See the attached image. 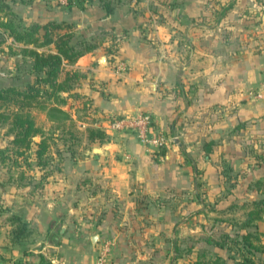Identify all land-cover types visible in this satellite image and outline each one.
I'll use <instances>...</instances> for the list:
<instances>
[{
  "label": "crops",
  "instance_id": "crops-1",
  "mask_svg": "<svg viewBox=\"0 0 264 264\" xmlns=\"http://www.w3.org/2000/svg\"><path fill=\"white\" fill-rule=\"evenodd\" d=\"M7 2L21 25L66 22L76 31L96 26L108 35L63 65L59 81L67 72L82 77L62 94L70 119L55 130L49 164L25 169L0 163V264H48L50 249L59 247L50 233L61 220L67 230L70 217H83L78 223L87 232L79 235L75 255L60 246L58 264H92L85 253L95 252L94 236L113 239L109 264H141L148 250L130 244L129 233L139 234L141 217H163L164 198L194 206L199 177L224 206L257 191L264 179V99L251 92L264 74V0H112L108 15L101 0L68 7L54 0ZM0 34L19 52L0 57L8 58L7 64L0 60V77H16L1 81L20 89L32 84V60L20 50L34 48L13 42L2 28ZM118 61L127 66L122 74L115 73ZM142 113L154 118L156 132L172 138L163 155L157 154L163 149L146 153L130 132L106 127L112 117ZM88 130L102 139H89ZM11 140L0 127V150ZM62 241L68 243V234Z\"/></svg>",
  "mask_w": 264,
  "mask_h": 264
},
{
  "label": "rangeland",
  "instance_id": "rangeland-1",
  "mask_svg": "<svg viewBox=\"0 0 264 264\" xmlns=\"http://www.w3.org/2000/svg\"><path fill=\"white\" fill-rule=\"evenodd\" d=\"M102 29L103 28H97L96 26H89L84 31L75 30L71 42L76 49L82 48V44L80 43L98 42L104 38L103 36L108 35V32L105 31L101 33ZM90 31H95V35L89 36ZM4 43V37L0 34V57H5V55L11 57L19 53L18 50L13 51L8 45H4ZM0 60L7 64L8 58ZM12 64H15V62ZM16 66H18V64H16ZM22 66L25 68L26 63L22 62L21 67ZM6 69L10 72L9 68ZM14 78L16 77H0V89L8 85L3 83L1 81L2 79L12 80ZM10 87L16 86L10 85ZM33 113L37 122L41 123L44 128H47L46 124L49 122L46 120L44 113H38L36 111ZM54 149H56L55 146ZM212 165L213 168L219 171V158H215ZM202 179V177H199L196 183L198 198L194 206L183 204L185 199H173L171 201L167 200L170 198H164V206L166 209L163 210L159 207V215L163 217H159V219L157 217H152L150 222H146V218L143 219V217H141V223L138 225L139 234H136L137 230H132V232L129 233L130 238L128 240L131 241L130 244H133V246L139 245L141 249H146L148 252L143 253L145 254V258L142 255L140 259H138L139 254L136 252L131 253L129 256L132 262H136L138 259V262L141 264H155L156 262L158 264H193L197 259L207 261L217 256L223 259L225 264H236L238 260L242 259V255L239 252L241 245H236L234 241L237 240V242L240 243V238L244 233H252L259 237L260 242L264 244V217L259 221H253V223L249 222L247 218V214L254 210L253 207H250V204L259 202L262 199L264 200V179L259 181L261 184L260 189L254 186V189L257 191H252L253 195L250 193H242L233 207L224 206L220 202L219 195L209 190V184L206 182L207 180L203 181ZM197 203H199V205H197ZM258 208L264 210V205H260ZM176 211H179L178 215L173 214ZM78 220L82 222L84 219L83 217H70V227L64 230L61 235L59 231L62 224L64 225L65 223L63 220L59 222L60 224L58 226L56 225L52 229L50 235L56 237V245L59 247L56 251L50 249V252L47 254L49 259L45 260L48 264H52L51 261H55L56 264H58L59 255H63V252H61V254L59 252L60 246H69L72 250V255H75L78 244L82 243L81 234L87 232L85 227L78 223ZM85 220H88V217H86ZM82 229L85 230L83 231ZM97 232L96 230L93 233L90 232V234H96ZM66 234H68L67 244L62 241L63 236ZM90 236L91 235L88 236L86 233L84 237L85 243L88 246V251L92 247L89 239ZM48 238L49 237H46V242H49ZM107 241L111 243V250L104 264L110 263V257L115 246L111 238L98 240L94 244L96 249L93 255L91 253H85L90 263L97 264L99 249L102 244ZM216 242L219 243L221 247L216 246ZM156 247H159V253L155 252ZM251 258L254 262H264V253L252 252Z\"/></svg>",
  "mask_w": 264,
  "mask_h": 264
},
{
  "label": "trees",
  "instance_id": "trees-1",
  "mask_svg": "<svg viewBox=\"0 0 264 264\" xmlns=\"http://www.w3.org/2000/svg\"><path fill=\"white\" fill-rule=\"evenodd\" d=\"M101 5L107 15L112 12V0H101ZM231 5L229 3L224 6L222 13ZM0 16L6 18V21H0V28L8 33L13 42L34 48H23L20 53L32 60L31 71L37 75L34 82L23 89L16 87L0 89V127L5 129L6 135L12 136L9 145L0 150V163L10 162L15 168L31 169L32 166L42 168L50 162L48 152L54 143L55 130L64 127L70 119L62 109L65 104V97L62 94L70 92L73 84L82 77L77 73L67 72L64 79L59 81L63 65L74 64L80 57L94 50L97 45L96 42L80 43L82 48L76 49L71 42L75 27L70 23L21 25L13 17L7 0H0ZM34 111L44 113L46 120L52 124L47 131L37 122ZM36 137L39 138L38 142L34 141ZM88 137L102 139V133L88 130ZM157 154L163 155L164 149ZM21 176L19 175L20 178ZM256 186L260 189L261 184ZM260 205H264L263 199L250 204L254 210L247 214L249 222L253 223L264 217V210L258 208ZM240 239V243L234 241L236 245H241L238 251L242 255V259L236 264H264V262H254L251 258L252 252L264 253V244L260 242L259 237L247 232ZM215 245L221 247L217 242ZM193 264L225 263L223 259L215 256L207 261L197 259Z\"/></svg>",
  "mask_w": 264,
  "mask_h": 264
},
{
  "label": "built area",
  "instance_id": "built-area-1",
  "mask_svg": "<svg viewBox=\"0 0 264 264\" xmlns=\"http://www.w3.org/2000/svg\"><path fill=\"white\" fill-rule=\"evenodd\" d=\"M61 7H68L74 0H54ZM127 70L124 62L118 61L115 73L122 74ZM256 99H264V74L259 86L251 92ZM154 118L148 113L134 116L112 117L107 121L106 127L111 132H130L140 143L146 153H154L172 143V138L154 129ZM111 250V243L107 241L99 249L97 264H104Z\"/></svg>",
  "mask_w": 264,
  "mask_h": 264
},
{
  "label": "water",
  "instance_id": "water-1",
  "mask_svg": "<svg viewBox=\"0 0 264 264\" xmlns=\"http://www.w3.org/2000/svg\"><path fill=\"white\" fill-rule=\"evenodd\" d=\"M98 151H95L94 153H97ZM63 231V227L61 226L60 227V232H62ZM99 240V237L98 236H94L93 238H92V244L94 245L97 241Z\"/></svg>",
  "mask_w": 264,
  "mask_h": 264
}]
</instances>
